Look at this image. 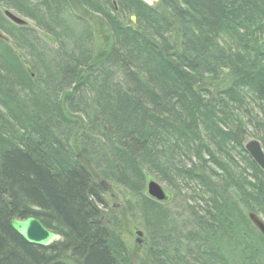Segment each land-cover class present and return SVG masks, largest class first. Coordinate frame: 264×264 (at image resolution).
<instances>
[{
  "label": "trees",
  "instance_id": "obj_1",
  "mask_svg": "<svg viewBox=\"0 0 264 264\" xmlns=\"http://www.w3.org/2000/svg\"><path fill=\"white\" fill-rule=\"evenodd\" d=\"M250 125L264 148V0H0V264H264Z\"/></svg>",
  "mask_w": 264,
  "mask_h": 264
},
{
  "label": "water",
  "instance_id": "obj_2",
  "mask_svg": "<svg viewBox=\"0 0 264 264\" xmlns=\"http://www.w3.org/2000/svg\"><path fill=\"white\" fill-rule=\"evenodd\" d=\"M149 6H155L160 0H141ZM4 14L12 22L16 24L26 23V19L14 13L10 9H6ZM132 21H136V17H131ZM245 149L252 160L264 170V148L261 141L253 139L245 143ZM147 193L149 196L159 202L168 200V194L164 187L156 180L150 179L147 183ZM249 218L255 227L264 237V219L256 212L250 211ZM11 227L27 242L42 246L49 247L61 239V235L47 228L38 218L29 216L25 219L13 218L10 222ZM137 243L143 242V231L137 230Z\"/></svg>",
  "mask_w": 264,
  "mask_h": 264
},
{
  "label": "rangeland",
  "instance_id": "obj_3",
  "mask_svg": "<svg viewBox=\"0 0 264 264\" xmlns=\"http://www.w3.org/2000/svg\"><path fill=\"white\" fill-rule=\"evenodd\" d=\"M3 7L6 9V6H3ZM132 22L135 23L136 21L135 22L132 21ZM254 114H255V112H254ZM256 128H257V130H256ZM260 128L261 127L258 125H256V127H254V125H250L249 133L247 134L245 143H247L248 141L253 140V139H257L260 141L259 136L252 134L254 132L260 133ZM240 164H242V162H240ZM152 176H153L152 179L158 181L164 187V189L166 190V192L168 194V198H169V194H170L171 199L169 200V202H171L174 205V207H177V205H178L177 201L172 200L174 198V194H172L173 191L171 190V187L169 185H167L166 182L162 181L160 178L156 177L155 175L152 174ZM101 185L104 187V190L106 192L104 198H105L106 202L108 203V205H110L114 209V211L118 212L116 214L123 215L122 214L123 213V207H124V200H123L124 199V190H123V188L120 186L111 184V183H107L105 181H102ZM181 189H182V195L183 196H184V194L190 195V194H194V193H197L200 191L199 186H196L194 184V182L190 183L189 185L183 184ZM260 216L264 219L262 214H260ZM125 219L129 221V218L126 216H125ZM131 230H132V228H131ZM134 231H135V229H134ZM124 235H125L126 241L128 242V244L130 246H135L136 244H138L137 243V237H138L137 233L133 234V232L131 233V232L127 231L124 233Z\"/></svg>",
  "mask_w": 264,
  "mask_h": 264
},
{
  "label": "bare ground",
  "instance_id": "obj_4",
  "mask_svg": "<svg viewBox=\"0 0 264 264\" xmlns=\"http://www.w3.org/2000/svg\"><path fill=\"white\" fill-rule=\"evenodd\" d=\"M6 9H7V8H6ZM6 9H5V10H6ZM5 10H4V11H5ZM10 10H11V9H10ZM12 11H13L14 13L18 14L15 10L12 9ZM18 15H19V14H18ZM26 19H27V21H26V23H24V24H16V23H15V24H16V25H26L28 22H29V24H30L31 22L29 21V19H28V18H26Z\"/></svg>",
  "mask_w": 264,
  "mask_h": 264
}]
</instances>
